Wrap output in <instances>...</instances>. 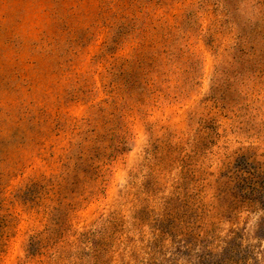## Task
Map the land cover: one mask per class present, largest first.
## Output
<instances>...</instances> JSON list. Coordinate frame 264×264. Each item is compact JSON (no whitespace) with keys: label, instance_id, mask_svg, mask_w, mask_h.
I'll return each instance as SVG.
<instances>
[{"label":"rangeland","instance_id":"1","mask_svg":"<svg viewBox=\"0 0 264 264\" xmlns=\"http://www.w3.org/2000/svg\"><path fill=\"white\" fill-rule=\"evenodd\" d=\"M0 264H264V0H0Z\"/></svg>","mask_w":264,"mask_h":264}]
</instances>
